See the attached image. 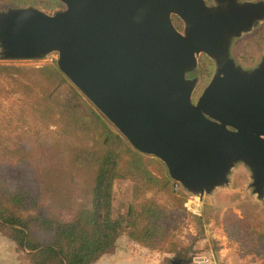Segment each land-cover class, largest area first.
<instances>
[{"label":"water","instance_id":"obj_1","mask_svg":"<svg viewBox=\"0 0 264 264\" xmlns=\"http://www.w3.org/2000/svg\"><path fill=\"white\" fill-rule=\"evenodd\" d=\"M60 1L65 8L53 13L0 9L1 59L58 53L67 78L136 150L163 161L187 193L202 199L244 163L263 196L264 53L245 68L231 50L264 20V0ZM202 53L217 70L194 101L198 78L188 76Z\"/></svg>","mask_w":264,"mask_h":264},{"label":"trees","instance_id":"obj_2","mask_svg":"<svg viewBox=\"0 0 264 264\" xmlns=\"http://www.w3.org/2000/svg\"><path fill=\"white\" fill-rule=\"evenodd\" d=\"M10 1L49 9L61 4ZM253 39V46L264 44V28ZM258 55L255 50L244 63H254ZM67 79L57 64L32 70L0 64V101L10 104L21 129L13 134L0 128V231L24 254L23 264H93L123 234L141 246L165 249L171 214L186 212L184 189H176L160 161L124 142L118 148L98 139L89 145L91 124L57 93ZM89 165L96 167L91 207L62 212L46 204L38 172ZM117 181L133 184L128 208L119 214L114 211ZM221 225L238 256L264 264V211L248 206L243 217L229 214Z\"/></svg>","mask_w":264,"mask_h":264},{"label":"rangeland","instance_id":"obj_3","mask_svg":"<svg viewBox=\"0 0 264 264\" xmlns=\"http://www.w3.org/2000/svg\"><path fill=\"white\" fill-rule=\"evenodd\" d=\"M207 1L209 4L213 3L211 0ZM60 3L59 6L49 9L41 5H17L10 0H0V9L8 10L12 7L34 6L47 13H53L65 8V5L61 1ZM172 19L177 29L183 31L185 28L183 20L177 15H173ZM262 28H264V20L259 22L251 31L245 32L240 37L235 38L233 42L232 55L236 62L245 68L256 66L264 53V44L259 46L252 45L254 42L253 36ZM255 50L259 54L257 60L250 64L244 63L245 60L250 59L249 56L255 53ZM58 57L59 55L56 52L50 53L40 59L4 60L0 57V64L15 65L32 70L45 65L57 64ZM216 70L217 63L214 59L204 53L198 55V67L194 72V76L198 78L197 88L193 95L194 101L198 99L209 84ZM188 77H191V74ZM57 93L71 105L78 108L91 124V132L89 133V140H87L89 145H92L98 139L102 142L110 141L111 146L115 148L120 147L123 142L132 146L119 129L69 78L58 88ZM10 109L11 107L8 102L4 100L0 101V128H9L15 134L21 131V129L18 127L13 115H11L12 110ZM147 157L157 162L160 161L162 163L161 168L165 171L166 167L168 171L165 163L159 158L152 155H147ZM50 169L51 172L48 174L38 172L35 175V179L41 184V191L47 205L62 212H69L72 209L80 207H91L92 190L96 174V167L94 165L79 166L75 169L60 167ZM252 182V172L249 167L244 163H239L233 168L230 174V182L227 185L217 187L202 199L199 196L187 193L185 190L183 191L187 196L185 204L186 212L181 215L171 214L168 220L169 240L165 245V249L153 250L141 246L132 241L126 234H123L120 240L118 239L116 247L107 253L114 255L121 248V250L127 252L138 250L143 256L147 257L150 250L154 255V260H161L159 264H172L171 261L174 259H181L183 264H196V260L204 261V259H209V264H217L216 258L218 259V264H256L257 262L253 261L251 257L241 258L238 256L236 246L230 244L221 225L222 220L229 214L243 217V213L248 206L255 212L264 211V194L259 197L254 192ZM132 185L129 181L115 182V213L119 214L127 210L131 200ZM196 217H203V221L199 223ZM2 234L0 231L1 237ZM171 242L177 244L174 249ZM143 247L148 250H144ZM5 250L7 249L5 248ZM105 256L102 255L100 257L102 262H107L106 259H103ZM23 257L24 254L16 250V264H23ZM109 258L111 260L114 259V257ZM105 264H111V262Z\"/></svg>","mask_w":264,"mask_h":264},{"label":"crops","instance_id":"obj_4","mask_svg":"<svg viewBox=\"0 0 264 264\" xmlns=\"http://www.w3.org/2000/svg\"><path fill=\"white\" fill-rule=\"evenodd\" d=\"M10 241L11 240H9L5 235L2 234V237L0 235V264H16V247L13 241L11 242ZM10 243H11V250H10ZM5 248L7 250H5ZM143 249L148 250L147 248L144 247ZM5 251L7 252L5 253ZM148 254L149 256L145 257L141 254V252H138V250H134V251L132 250L131 252H127L119 248L118 252H116L114 255H111L110 253L104 254L106 256L103 259H106L107 262L106 261L102 262V259L99 258L93 264H105L108 262H111V264H159L161 262L160 259L155 258L156 260H154L153 258L154 255L150 250L148 251ZM109 257H114V259L111 260Z\"/></svg>","mask_w":264,"mask_h":264},{"label":"built area","instance_id":"obj_5","mask_svg":"<svg viewBox=\"0 0 264 264\" xmlns=\"http://www.w3.org/2000/svg\"><path fill=\"white\" fill-rule=\"evenodd\" d=\"M179 188H182V186L180 183L177 182L176 189H179ZM197 206H200V205H197ZM197 208H199V207H197ZM196 264H209V259H204V261L196 260Z\"/></svg>","mask_w":264,"mask_h":264},{"label":"flooded vegetation","instance_id":"obj_6","mask_svg":"<svg viewBox=\"0 0 264 264\" xmlns=\"http://www.w3.org/2000/svg\"><path fill=\"white\" fill-rule=\"evenodd\" d=\"M213 3L212 4H210V5H213V4H216L213 0H211ZM190 75V74H189ZM195 76H194V73H191V77L190 78H194ZM201 95V94H200Z\"/></svg>","mask_w":264,"mask_h":264}]
</instances>
